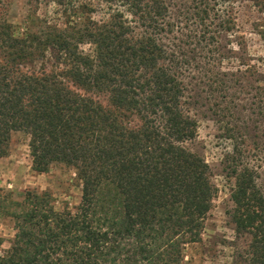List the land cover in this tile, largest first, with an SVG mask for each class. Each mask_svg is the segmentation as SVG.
I'll return each mask as SVG.
<instances>
[{
	"label": "trees",
	"instance_id": "16d2710c",
	"mask_svg": "<svg viewBox=\"0 0 264 264\" xmlns=\"http://www.w3.org/2000/svg\"><path fill=\"white\" fill-rule=\"evenodd\" d=\"M145 9L131 5L146 26L158 29L160 6ZM73 21V33L40 24L20 37L9 31L4 37L0 24V40L54 47L73 80L109 92L113 106L135 118L104 110L56 81L58 75L21 74L0 63V156L12 132L23 131L33 170L46 173L65 163L81 184L79 203L62 209L47 191L27 190L15 199L0 188V215L14 229L0 264H181L184 245L200 239L214 195L207 163L181 145L196 133V120L182 108L184 84L161 63L156 32L136 34L118 14L103 23L82 14ZM85 40L93 53L79 48ZM244 73L249 79L250 71ZM229 130L232 137L241 133ZM255 175L247 166L236 174L233 220L253 233L248 263L264 264V196Z\"/></svg>",
	"mask_w": 264,
	"mask_h": 264
},
{
	"label": "rangeland",
	"instance_id": "374dc122",
	"mask_svg": "<svg viewBox=\"0 0 264 264\" xmlns=\"http://www.w3.org/2000/svg\"><path fill=\"white\" fill-rule=\"evenodd\" d=\"M84 2L88 9H78ZM136 3L146 11L160 6L158 29L132 13ZM81 14L99 23L118 14L136 34L156 32L164 50L161 63L184 84L182 108L196 120V133L181 145L207 163L214 195L200 239L184 245L181 264H249L253 233L237 228L231 194L237 172L247 166L256 172L264 196V0H1L0 24L6 26L1 31L4 37L8 31L20 37L26 27L34 32L44 24L50 32L56 26L73 33L74 17ZM79 48L93 53L95 46L85 40ZM64 56L51 46H9L0 40V63L12 65L15 72L58 75L56 81L104 110L135 118L113 106L109 92L73 80ZM232 126L241 132L236 137ZM28 142L25 132H12L7 154L0 156V188L15 199L27 190L47 191L57 209L74 208L81 196L76 169L57 162L46 173L36 172ZM13 235L12 221L0 215V254Z\"/></svg>",
	"mask_w": 264,
	"mask_h": 264
}]
</instances>
